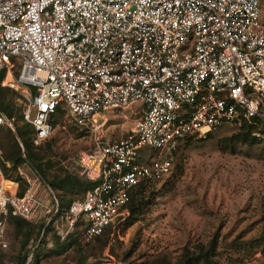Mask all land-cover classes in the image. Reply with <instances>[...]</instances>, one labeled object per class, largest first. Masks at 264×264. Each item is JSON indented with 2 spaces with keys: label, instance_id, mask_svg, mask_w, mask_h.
I'll use <instances>...</instances> for the list:
<instances>
[{
  "label": "built area",
  "instance_id": "built-area-1",
  "mask_svg": "<svg viewBox=\"0 0 264 264\" xmlns=\"http://www.w3.org/2000/svg\"><path fill=\"white\" fill-rule=\"evenodd\" d=\"M0 73V90H24L34 146L50 138L60 109L93 139L77 157L91 187L66 209L20 139L15 178L0 146V238L11 215L62 240L78 229L85 242L108 229L113 238L135 190L172 172L176 145L245 123L264 143L262 0H0ZM136 104L139 119L111 141L107 113ZM5 126L0 111V133ZM144 147L158 156L147 160Z\"/></svg>",
  "mask_w": 264,
  "mask_h": 264
},
{
  "label": "rangeland",
  "instance_id": "rangeland-1",
  "mask_svg": "<svg viewBox=\"0 0 264 264\" xmlns=\"http://www.w3.org/2000/svg\"><path fill=\"white\" fill-rule=\"evenodd\" d=\"M262 5L264 19V0ZM9 89H2L0 98L11 97L20 103L16 110L20 113L24 90ZM138 107L107 113L105 131L111 141L121 139L134 126L140 117ZM17 123L23 133L27 131V154H38L33 163L42 167L49 182L70 174L83 178L77 157L93 139L82 137L66 113L47 140L49 145L40 147L30 142L32 127L21 120ZM240 129L225 124L206 141L182 142L171 150L172 172L150 182L142 196L137 195L143 201V214L130 224V212L113 238L108 234L88 243L78 229L62 240L51 229L44 232L40 224L22 231L10 218L5 219L0 264H19L24 252H28L25 264H181L186 251L207 250L212 244L211 264H264V143L253 134L256 140L235 141ZM10 131L5 129L0 144ZM158 153L150 147L140 151L143 157ZM54 191L64 208L83 196L80 189Z\"/></svg>",
  "mask_w": 264,
  "mask_h": 264
},
{
  "label": "trees",
  "instance_id": "trees-1",
  "mask_svg": "<svg viewBox=\"0 0 264 264\" xmlns=\"http://www.w3.org/2000/svg\"><path fill=\"white\" fill-rule=\"evenodd\" d=\"M3 76H4V73H0V81L3 78ZM2 89H7L8 91L11 90L9 88H2ZM2 89H1V91H2ZM12 101H14V103H12ZM20 105H21L20 103H18L16 100H13V98H11V97L8 98L7 96H3L0 98V111L2 113H4V115L8 119H10L12 121V123L15 126V130H13V132L16 133L14 135V133H12V128L9 126L4 128L0 133V137H2V134L5 131V129L11 130L10 134L7 133L8 138H6L5 141H3L0 144V146L3 148V151H4L2 168H3L7 177H13L14 173H16L17 166L22 161V150H21L20 143H19V140L17 139V137H19L22 140V142L24 143L26 156L29 159V161H31V163L34 165L33 162L34 161L36 162L39 159V156L37 153H35L33 156H29L27 154L26 145H25L26 143L24 141V139H26L25 134L27 133V131H25V133H23V130H21L22 128L21 129L18 128V123H17L20 120H21V122H23L22 121V119H23L22 118L23 117L22 116V110L20 111V113L16 112L17 106L20 107ZM64 112L65 111L62 109H60L58 111V116L54 122L55 125H57L59 123V120H61V117L64 115ZM19 117H21V118H19ZM23 124H27V123H23ZM23 124L21 125V127L24 126ZM25 126H24V128H25ZM254 129H255V127L253 125H251L250 123H245L243 126H241L240 132L236 136L235 141L248 142L250 139H255L252 136ZM28 132H30V131H28ZM30 142L32 143V141H30ZM47 142L48 141H46L45 143H47ZM45 143L43 145H45ZM189 143L190 142L187 141L186 145H188ZM32 145H34V144L32 143ZM47 145H49V143H47ZM38 147H40V146H38ZM36 168L38 169V171L42 175L43 179L46 182H48L51 185V187H53L54 189L61 190L64 193L73 192L74 189H80L83 191V194H84L85 191L91 187V184L88 180H85L83 178H79L78 176L71 175V174L68 175L67 177H65V179L56 180L57 178H54V180L49 182L46 179V175H45L42 167L40 166V168H38V167H36ZM146 186L147 185H144L142 188H140L137 191V193H135L134 197H132V199H131V202L129 204V209L131 212L130 224H132L136 220H138L139 217L143 214V211H142L143 210V201H141V199L139 198V196L137 197V195L142 196L143 189ZM23 190H24V187L22 186L21 187V194L23 193ZM66 204H68V203H66ZM62 207H63V204H62ZM63 209H66V208L63 207ZM9 218L14 224H16L17 228L22 230V231L24 228L33 227L32 223L25 221L23 219H20L18 217L11 215ZM50 229H51V227H48L46 231L48 232V230H50ZM108 234H110V229H108L102 236L97 237V238L104 237L105 235H108ZM71 236L72 235H70V237ZM27 237H28L27 238V241H28L29 236H27ZM57 238L59 239V237H57ZM97 238H95V239H97ZM27 241L25 242V246L27 245ZM214 247H215V245L212 244L207 250H205L204 248H200V249L196 250L194 253H190L189 251H186L184 254L185 259H183L184 261H181V264H199V263L211 264L212 261L210 258L215 253ZM27 255H28V252L27 253L24 252L23 254L20 255V257H19L20 263L19 264H25V261L28 257Z\"/></svg>",
  "mask_w": 264,
  "mask_h": 264
},
{
  "label": "clouds",
  "instance_id": "clouds-1",
  "mask_svg": "<svg viewBox=\"0 0 264 264\" xmlns=\"http://www.w3.org/2000/svg\"><path fill=\"white\" fill-rule=\"evenodd\" d=\"M3 88V87H2ZM1 88V89H2ZM4 88H11V87H4ZM1 91V90H0ZM64 110V109H63ZM65 111V113L67 114V111L66 110H64ZM64 113V114H65ZM22 116H23V110H22ZM23 119H22V121H23V123H27L25 120H24V117H22ZM57 118V117H56ZM12 122V121H11ZM28 125H30L29 123H27ZM59 124V123H58ZM31 126V125H30ZM56 125H55V123H54V127H55ZM5 127H7V126H5ZM4 127V128H5ZM10 127V126H9ZM32 127V126H31ZM13 130H15V126H14V124L12 123V127H11ZM76 128V127H75ZM77 129V128H76ZM32 132H33V130H32ZM81 135V134H80ZM212 135V134H211ZM210 135V136H211ZM17 139L19 140L20 138L19 137H17ZM21 140V139H20ZM22 141V140H21ZM187 141H184V143H186ZM189 142H191V141H189ZM20 143V142H19ZM45 143V142H44ZM43 143V144H44ZM42 144V145H43ZM181 144V143H180ZM180 144H178V145H180ZM178 145H176V146H178ZM41 146V145H40ZM176 146L173 148V149H175L176 148ZM173 149H171V150H173ZM159 154V153H158ZM158 155H156V156H147L146 158H147V160H149L150 158H156ZM170 157V156H169ZM170 158H172V157H170ZM172 162H173V159H172ZM16 174V173H15ZM8 178H15V177H8ZM84 179V178H83ZM152 182V181H151ZM148 184H150V182H146V183H142L136 190H135V192L133 193V195H132V197H134V195H135V193H137V191L140 189V188H142L144 185H148ZM53 188V187H52ZM54 189V188H53ZM84 195V194H83ZM83 197V196H82ZM81 197V198H82ZM59 198V197H58ZM132 199V198H131ZM61 201V200H60ZM73 202V201H72ZM131 202V201H130ZM130 202H129V204H130ZM62 204V203H61ZM129 204H128V209H129ZM70 205V204H69ZM68 205V206H69ZM129 213H130V209H129ZM129 218V217H128ZM20 219H22V218H20ZM24 220V219H23ZM25 221H27V220H25ZM29 222V221H28ZM30 223H32V222H30ZM32 224H40V225H42L43 227H44V225H43V223H32ZM47 229H45V227H44V232L46 231ZM110 235V234H109ZM33 257V256H32Z\"/></svg>",
  "mask_w": 264,
  "mask_h": 264
},
{
  "label": "bare ground",
  "instance_id": "bare-ground-1",
  "mask_svg": "<svg viewBox=\"0 0 264 264\" xmlns=\"http://www.w3.org/2000/svg\"><path fill=\"white\" fill-rule=\"evenodd\" d=\"M8 80H9V81H11V80H12V77H11L10 75L8 76Z\"/></svg>",
  "mask_w": 264,
  "mask_h": 264
}]
</instances>
